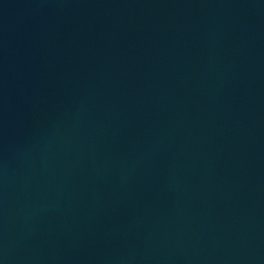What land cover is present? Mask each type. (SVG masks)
<instances>
[{
    "label": "water",
    "instance_id": "water-1",
    "mask_svg": "<svg viewBox=\"0 0 264 264\" xmlns=\"http://www.w3.org/2000/svg\"><path fill=\"white\" fill-rule=\"evenodd\" d=\"M0 264H264V0H0Z\"/></svg>",
    "mask_w": 264,
    "mask_h": 264
}]
</instances>
